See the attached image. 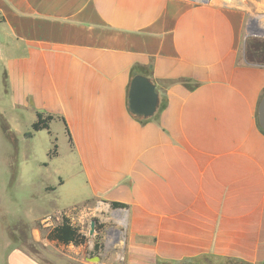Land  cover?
Instances as JSON below:
<instances>
[{"label": "crops", "instance_id": "1", "mask_svg": "<svg viewBox=\"0 0 264 264\" xmlns=\"http://www.w3.org/2000/svg\"><path fill=\"white\" fill-rule=\"evenodd\" d=\"M245 30L244 8L221 0H0V141L27 117L47 156L59 142L61 175L41 186L59 202L32 201V235L62 210L121 202L119 249L97 264H264V39ZM135 72L166 100L146 122L129 106ZM38 112L49 129L33 131ZM9 149L1 196L21 184ZM0 217V264H50L10 235L25 219Z\"/></svg>", "mask_w": 264, "mask_h": 264}, {"label": "rangeland", "instance_id": "2", "mask_svg": "<svg viewBox=\"0 0 264 264\" xmlns=\"http://www.w3.org/2000/svg\"><path fill=\"white\" fill-rule=\"evenodd\" d=\"M221 1L230 6L244 8L246 37L264 39V0ZM27 120L28 118L25 117L16 125L14 121V124L12 122L20 134L17 135L19 139L17 143L9 142L8 147H6L3 141H0V153L10 148L9 153L13 159V168L19 171L21 182L16 187L11 185L7 191L3 192L2 196L0 195V199L2 197V200H6L4 205H0V215L6 214L10 218L14 216L26 221L10 227V235H15L22 246L33 251L39 258L50 264H81L79 258H84L83 263L85 264H97L101 260H105L107 263L109 257L115 255L114 250L119 249L116 241L123 238L124 230L118 226L116 221L118 209L106 203L89 201L82 206L62 210L59 215H53L36 224L40 237L35 238L32 235V226L28 224L29 222L27 223V221H32L30 219L32 215L31 203L34 200L59 202L57 193L43 192L41 186L56 181L61 175V163L60 158L50 160L53 156H47L45 147L50 144V137L47 132H43L35 140L24 135L27 130L25 123ZM55 143L59 144L56 141ZM34 144L35 153H33ZM45 161H50V164L44 165ZM11 199H14V203ZM63 215L70 217L72 223L86 235V241L83 244L64 245L48 239L49 229L60 223ZM94 255H101L100 259ZM204 262L205 264H244L232 259L216 257H206Z\"/></svg>", "mask_w": 264, "mask_h": 264}, {"label": "trees", "instance_id": "3", "mask_svg": "<svg viewBox=\"0 0 264 264\" xmlns=\"http://www.w3.org/2000/svg\"><path fill=\"white\" fill-rule=\"evenodd\" d=\"M135 75H137L136 72L133 73V77ZM129 91H130V86H129ZM165 106H166V100L165 99H163L162 101L160 100L158 111L162 110ZM131 112L136 118H138L139 120H141L143 122L149 121V120L155 118V116H156V114H155L154 116H152L150 118H145V117H142L140 115L135 114L132 110H131ZM54 118H55L54 115H51V114L45 115L42 112H38L37 120L32 124L33 131H38V130H41L44 128L49 129L50 128V122ZM5 130L6 131L8 130V128L6 126H5ZM66 131H67V134L69 136L70 142H72L71 133H70V130H69L67 124H66ZM7 134L9 136V138L15 142V138L13 137V135L10 134L9 132ZM56 150H57V144L55 143L54 147H53V149H51L49 155L51 157L53 155H55ZM111 205L113 207H126L127 206L126 204L121 203V202H112ZM11 236L15 241H18L15 235H11ZM47 237L49 240L56 241V242H58L60 244H64V245H69V244L79 245V244H83L86 241V235H84L81 232L80 228L78 226L74 225L72 223L70 217H68L66 215L62 216V220L60 223H58L57 225H55L54 227L49 229ZM238 262H241V261H238ZM241 263L249 264V263H245V262H241Z\"/></svg>", "mask_w": 264, "mask_h": 264}, {"label": "water", "instance_id": "4", "mask_svg": "<svg viewBox=\"0 0 264 264\" xmlns=\"http://www.w3.org/2000/svg\"><path fill=\"white\" fill-rule=\"evenodd\" d=\"M160 97L155 83L142 74L131 80L129 92L130 109L137 115L150 118L157 112ZM261 124L264 127V97L260 107Z\"/></svg>", "mask_w": 264, "mask_h": 264}]
</instances>
